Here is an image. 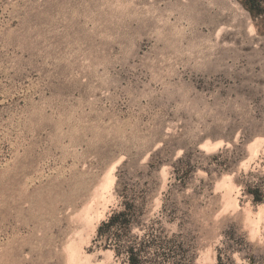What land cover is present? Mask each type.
I'll list each match as a JSON object with an SVG mask.
<instances>
[{"label":"rangeland","instance_id":"rangeland-1","mask_svg":"<svg viewBox=\"0 0 264 264\" xmlns=\"http://www.w3.org/2000/svg\"><path fill=\"white\" fill-rule=\"evenodd\" d=\"M129 249L264 264V21L238 0H0V264Z\"/></svg>","mask_w":264,"mask_h":264},{"label":"trees","instance_id":"trees-1","mask_svg":"<svg viewBox=\"0 0 264 264\" xmlns=\"http://www.w3.org/2000/svg\"><path fill=\"white\" fill-rule=\"evenodd\" d=\"M240 5L250 14V16L254 19H260L261 21H264V0H238ZM249 194L253 196V202H259V191L257 190H248ZM129 212V206L126 205V208H124L121 211L114 212L109 219L102 224L98 228V234L101 232L102 227H112L116 226L118 228H126L127 224V215ZM123 218V221H119V219ZM129 253V259L128 264H137V258L136 255L133 252V249L128 250Z\"/></svg>","mask_w":264,"mask_h":264}]
</instances>
